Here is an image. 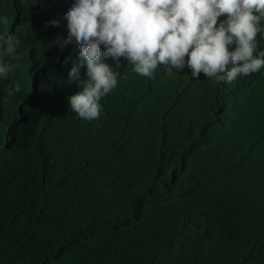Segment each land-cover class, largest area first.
Here are the masks:
<instances>
[{
	"label": "trees",
	"instance_id": "1",
	"mask_svg": "<svg viewBox=\"0 0 264 264\" xmlns=\"http://www.w3.org/2000/svg\"><path fill=\"white\" fill-rule=\"evenodd\" d=\"M73 2L0 0V36L21 41L0 78V264H264V202L246 172L263 155L259 119L123 58L105 61L120 78L100 118H79L66 97L80 48L49 47Z\"/></svg>",
	"mask_w": 264,
	"mask_h": 264
},
{
	"label": "clouds",
	"instance_id": "2",
	"mask_svg": "<svg viewBox=\"0 0 264 264\" xmlns=\"http://www.w3.org/2000/svg\"><path fill=\"white\" fill-rule=\"evenodd\" d=\"M62 19L67 38L56 36L49 47L63 49L74 41L80 48L68 72V82H76L79 90L66 97L79 118H100V101L120 78L105 61H115L118 68L123 58L148 79L161 68L169 74L189 68L188 94L222 102L225 109H250L264 134V0H74ZM0 23L8 25V17H0ZM60 23L53 19L45 26ZM20 44L14 33L0 36V78L14 77L19 64L12 61L19 60ZM205 77L213 79V91H206ZM20 91L12 79L7 95ZM246 172L253 196L264 202V150L260 163Z\"/></svg>",
	"mask_w": 264,
	"mask_h": 264
},
{
	"label": "bare ground",
	"instance_id": "3",
	"mask_svg": "<svg viewBox=\"0 0 264 264\" xmlns=\"http://www.w3.org/2000/svg\"><path fill=\"white\" fill-rule=\"evenodd\" d=\"M175 71V70H174ZM201 75L205 76L203 73H201ZM191 72L189 70V68L185 67L182 71H179V72H175V80H176V84H177V89L185 94L186 97L188 96V90H189V87H188V81L189 79H191ZM206 82H207V90L208 92L210 91H213L215 89V86L213 84V79H208L206 78ZM163 90L165 92H167L168 89L165 88V86H163ZM170 98H173L174 100H177L180 98L179 94H177V92H172L170 95ZM67 112H69L68 109H66Z\"/></svg>",
	"mask_w": 264,
	"mask_h": 264
},
{
	"label": "rangeland",
	"instance_id": "4",
	"mask_svg": "<svg viewBox=\"0 0 264 264\" xmlns=\"http://www.w3.org/2000/svg\"><path fill=\"white\" fill-rule=\"evenodd\" d=\"M255 199H257V200H258L259 198H258L257 196H255Z\"/></svg>",
	"mask_w": 264,
	"mask_h": 264
}]
</instances>
